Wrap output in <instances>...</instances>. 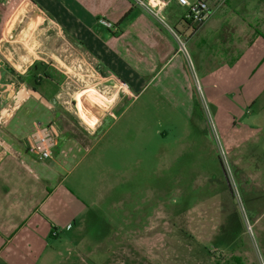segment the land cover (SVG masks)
Returning a JSON list of instances; mask_svg holds the SVG:
<instances>
[{"label":"rangeland","instance_id":"374dc122","mask_svg":"<svg viewBox=\"0 0 264 264\" xmlns=\"http://www.w3.org/2000/svg\"><path fill=\"white\" fill-rule=\"evenodd\" d=\"M251 32L254 77L264 58L259 33ZM41 51L54 81L40 71L36 92L55 106L63 137L88 138L104 114L85 119L83 93L105 94L107 83L72 41L58 38ZM11 63L22 70V62ZM221 72L197 69L200 81L175 99L153 87L130 100L119 82L111 89L117 117L101 130L109 132L83 161L66 166L67 186L99 204L98 215L86 216L88 226L72 235L73 264H222L234 257L264 264L262 79L247 85L240 72L223 82Z\"/></svg>","mask_w":264,"mask_h":264},{"label":"crops","instance_id":"0c3cea01","mask_svg":"<svg viewBox=\"0 0 264 264\" xmlns=\"http://www.w3.org/2000/svg\"><path fill=\"white\" fill-rule=\"evenodd\" d=\"M161 1L167 26L133 0H0V60L7 90L0 95V264L74 263L72 235L88 226L92 212L98 215L99 204L78 198L67 186L72 171L66 166L71 159L83 161V152H90L109 132L101 130L107 119L117 117L111 89L118 82L128 100L150 87L175 99L189 94L200 81L197 69L205 67L210 72L222 69L223 82L237 80L240 72L246 73L247 85L261 78L259 86L264 88V66L260 75H250L253 46L248 41L249 32L259 33L258 53L264 58V0H204L211 13L200 25L184 20L185 8L177 0ZM101 18L115 29L99 24ZM58 38L74 42L81 55L94 62L97 78L108 89L105 94L95 91L109 105H96L87 95L91 88L86 90L90 103L84 106L85 119L96 120L98 110L104 114L96 130L88 135L90 140L63 137L60 131L52 158L45 160L29 151L27 137L36 123L54 120L55 106L45 105L33 91L40 71L54 78L40 55L43 46L50 48ZM14 58L23 63L22 70L11 63ZM85 112L94 113L93 118ZM79 242L81 248L87 244Z\"/></svg>","mask_w":264,"mask_h":264},{"label":"built area","instance_id":"2783aa9c","mask_svg":"<svg viewBox=\"0 0 264 264\" xmlns=\"http://www.w3.org/2000/svg\"><path fill=\"white\" fill-rule=\"evenodd\" d=\"M136 5L144 9L151 15L157 22L167 26L166 20L163 16L164 3L161 0H133ZM179 5L185 8L184 20L194 25L203 24L211 13L210 4L208 1L198 0L191 2L189 0H177ZM98 23L104 27L113 30L115 29L114 23L101 18ZM182 50L186 51L185 44L181 42ZM4 64L0 60V95L4 94L7 90L2 84ZM6 90V91H5ZM4 121V120H3ZM60 137V129L53 121L49 123H36L33 131L27 137V145L29 151L39 155L42 159H51L54 150L58 146ZM71 226H68L70 229ZM55 235L58 232L54 233Z\"/></svg>","mask_w":264,"mask_h":264},{"label":"bare ground","instance_id":"6f19581e","mask_svg":"<svg viewBox=\"0 0 264 264\" xmlns=\"http://www.w3.org/2000/svg\"><path fill=\"white\" fill-rule=\"evenodd\" d=\"M86 95V94H85ZM87 95H89V96H91L92 98H94V101H95V103H97L99 106H104L106 103H105V101L106 100H104L105 98H104V96L100 93V92H98V91H95V90H90V91H88V93H87ZM91 99V98H90ZM88 102V100H87V97L86 96H84V97H82V103H83V106H85L86 105V103ZM88 103H90V102H88ZM88 106V105H87ZM85 108V107H84ZM86 109V108H85ZM92 109V108H91ZM88 111V110H87ZM92 117H93V114H92ZM94 121H96L95 119H94Z\"/></svg>","mask_w":264,"mask_h":264},{"label":"trees","instance_id":"16d2710c","mask_svg":"<svg viewBox=\"0 0 264 264\" xmlns=\"http://www.w3.org/2000/svg\"><path fill=\"white\" fill-rule=\"evenodd\" d=\"M48 78H51V76L46 75ZM220 264V263H219ZM222 264H243V261L239 257H234L232 262H226Z\"/></svg>","mask_w":264,"mask_h":264},{"label":"water","instance_id":"95a60500","mask_svg":"<svg viewBox=\"0 0 264 264\" xmlns=\"http://www.w3.org/2000/svg\"><path fill=\"white\" fill-rule=\"evenodd\" d=\"M33 95H34L36 98L40 99L45 105L50 106V104L47 102V100H46L44 97H42L38 92L33 91Z\"/></svg>","mask_w":264,"mask_h":264}]
</instances>
